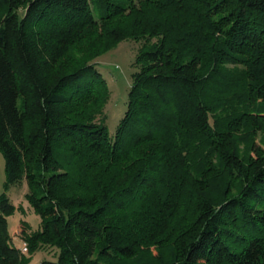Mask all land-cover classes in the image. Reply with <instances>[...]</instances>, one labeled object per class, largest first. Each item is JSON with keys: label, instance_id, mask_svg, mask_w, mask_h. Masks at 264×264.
Here are the masks:
<instances>
[{"label": "trees", "instance_id": "1", "mask_svg": "<svg viewBox=\"0 0 264 264\" xmlns=\"http://www.w3.org/2000/svg\"><path fill=\"white\" fill-rule=\"evenodd\" d=\"M97 8L99 16L93 10ZM138 43L112 136L94 60ZM264 0H0V151L47 264H264ZM225 178L220 189L214 182ZM212 191V192H211ZM0 194V264H22Z\"/></svg>", "mask_w": 264, "mask_h": 264}, {"label": "rangeland", "instance_id": "2", "mask_svg": "<svg viewBox=\"0 0 264 264\" xmlns=\"http://www.w3.org/2000/svg\"><path fill=\"white\" fill-rule=\"evenodd\" d=\"M96 17L99 16L97 8L93 10ZM138 43L132 39H124L118 42L113 48L97 57L94 62L105 77L110 90L109 98L105 104L104 111L106 114L105 124L108 134L112 136L116 126L122 117L127 102V93L131 83V75L135 71L132 65L137 51ZM249 127L240 129L234 135V144L240 154L250 153L252 140L264 148V135L257 132L252 135ZM225 184V178L214 182L215 189H220ZM27 184L25 180L6 187V174L4 169V158L0 151V194L5 192L15 205V211L8 216V230L13 238L14 245L22 247L23 240L18 235L21 229V223L28 225V231L38 229L40 225V217L33 210L25 193L27 192ZM211 191V192H212ZM56 249L51 247L38 248L33 252H26L24 262L22 264H47V261L56 259ZM172 253L170 245L151 246L147 250L137 254L128 264H161Z\"/></svg>", "mask_w": 264, "mask_h": 264}, {"label": "built area", "instance_id": "3", "mask_svg": "<svg viewBox=\"0 0 264 264\" xmlns=\"http://www.w3.org/2000/svg\"><path fill=\"white\" fill-rule=\"evenodd\" d=\"M21 250H22V252H27V247H26L25 242H23V245L21 247Z\"/></svg>", "mask_w": 264, "mask_h": 264}, {"label": "crops", "instance_id": "4", "mask_svg": "<svg viewBox=\"0 0 264 264\" xmlns=\"http://www.w3.org/2000/svg\"><path fill=\"white\" fill-rule=\"evenodd\" d=\"M7 223H8V217H7ZM12 241H13V238H12ZM13 243H14V241H13ZM15 244V243H14ZM17 247H19V246H17Z\"/></svg>", "mask_w": 264, "mask_h": 264}]
</instances>
